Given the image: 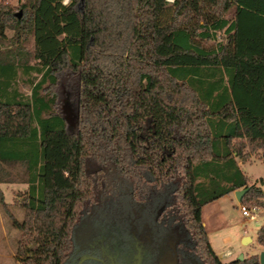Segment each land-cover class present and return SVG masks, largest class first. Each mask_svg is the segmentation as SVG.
I'll return each mask as SVG.
<instances>
[{"label": "trees", "instance_id": "obj_1", "mask_svg": "<svg viewBox=\"0 0 264 264\" xmlns=\"http://www.w3.org/2000/svg\"><path fill=\"white\" fill-rule=\"evenodd\" d=\"M62 74L78 81L73 128ZM252 156L264 163V0H0V172L21 168L0 184L27 185L22 219L9 214L16 261L64 264L98 204L122 217L175 192L208 264H259L221 262L201 220L241 188L264 211L238 165Z\"/></svg>", "mask_w": 264, "mask_h": 264}, {"label": "flooded vegetation", "instance_id": "obj_2", "mask_svg": "<svg viewBox=\"0 0 264 264\" xmlns=\"http://www.w3.org/2000/svg\"><path fill=\"white\" fill-rule=\"evenodd\" d=\"M101 206V223L94 229L82 227L79 235L75 230L74 250L64 264H208L187 228L178 193L153 206L133 205L122 217L114 208Z\"/></svg>", "mask_w": 264, "mask_h": 264}, {"label": "rangeland", "instance_id": "obj_3", "mask_svg": "<svg viewBox=\"0 0 264 264\" xmlns=\"http://www.w3.org/2000/svg\"><path fill=\"white\" fill-rule=\"evenodd\" d=\"M22 0H4L5 3L15 7L19 5ZM172 1V0H168ZM21 11V10H16ZM7 37L12 35V32L6 31ZM27 48H31L32 43L29 42ZM37 77V76H36ZM26 77L19 73L17 77V87L20 92L28 95L29 88L25 81ZM78 81L66 74L59 76L56 94L58 109L63 117H67L68 126L73 128L76 123L75 107L77 97ZM240 169L249 179V183H254L256 186L264 189V163L254 158L249 159V162H238ZM21 168L15 166L14 168L4 167L2 172L3 178H7L11 173L13 176L20 175ZM27 185L21 182H3L0 184V189L4 194V201L7 204V210L0 207V264H22L15 260V249L19 232L11 225V214L17 220L23 217V209L20 205L22 196ZM241 204L237 202L234 191L226 194L217 200H214L201 209V220L204 224L207 237L213 250L220 255V261L227 263L236 259L240 254L244 257L250 255H257L264 251V247L257 243V231L262 225L264 211L257 209L252 212L254 218L245 217L241 213ZM102 206L95 209L89 215H85L77 225L76 234L82 227L96 228L97 224L101 223ZM111 217L112 216H107ZM248 237L246 243H242L243 238ZM32 245H30L31 247ZM231 251L228 256L223 254Z\"/></svg>", "mask_w": 264, "mask_h": 264}, {"label": "water", "instance_id": "obj_4", "mask_svg": "<svg viewBox=\"0 0 264 264\" xmlns=\"http://www.w3.org/2000/svg\"><path fill=\"white\" fill-rule=\"evenodd\" d=\"M20 12L17 14V16H19ZM64 119L66 120V122L68 123L67 121V117H64ZM248 189L247 188H241V189H237L234 191V196L237 200V202H240L241 201V198L243 196V194L247 191ZM249 240L248 237H244L243 238V241L242 243H246L247 241ZM238 260H243V255L240 254L238 257H237ZM258 260H259V264H264V251H261L259 253V256H258ZM166 264V263H165Z\"/></svg>", "mask_w": 264, "mask_h": 264}, {"label": "built area", "instance_id": "obj_5", "mask_svg": "<svg viewBox=\"0 0 264 264\" xmlns=\"http://www.w3.org/2000/svg\"><path fill=\"white\" fill-rule=\"evenodd\" d=\"M257 209H258L257 207H252V208L248 209V208H246L245 206H242V205H241V208H240L242 215L245 216V217H249L251 219L254 218L252 212H255Z\"/></svg>", "mask_w": 264, "mask_h": 264}, {"label": "crops", "instance_id": "obj_6", "mask_svg": "<svg viewBox=\"0 0 264 264\" xmlns=\"http://www.w3.org/2000/svg\"><path fill=\"white\" fill-rule=\"evenodd\" d=\"M238 162H239V160H238ZM201 216H202V214H201ZM203 226H204V224H203ZM205 228V227H204ZM215 252V251H214ZM216 253V252H215ZM228 253H232L231 251H228V252H226V253H224L223 255L224 256H228ZM217 254V253H216ZM217 256L220 258V255H218L217 254Z\"/></svg>", "mask_w": 264, "mask_h": 264}]
</instances>
